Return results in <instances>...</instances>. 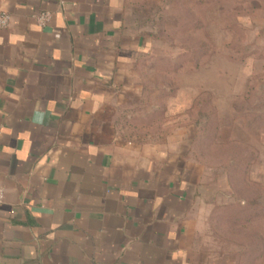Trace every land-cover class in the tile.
I'll return each instance as SVG.
<instances>
[{"label": "crops", "instance_id": "0c3cea01", "mask_svg": "<svg viewBox=\"0 0 264 264\" xmlns=\"http://www.w3.org/2000/svg\"><path fill=\"white\" fill-rule=\"evenodd\" d=\"M2 11L0 264H217L218 190L176 139L127 127L153 42L127 0H0Z\"/></svg>", "mask_w": 264, "mask_h": 264}, {"label": "rangeland", "instance_id": "374dc122", "mask_svg": "<svg viewBox=\"0 0 264 264\" xmlns=\"http://www.w3.org/2000/svg\"><path fill=\"white\" fill-rule=\"evenodd\" d=\"M127 3L153 40L128 129L164 147L176 139L199 183L218 190L207 237L217 264H264V0Z\"/></svg>", "mask_w": 264, "mask_h": 264}, {"label": "built area", "instance_id": "2783aa9c", "mask_svg": "<svg viewBox=\"0 0 264 264\" xmlns=\"http://www.w3.org/2000/svg\"><path fill=\"white\" fill-rule=\"evenodd\" d=\"M52 19V13L50 11H43L36 16L37 23L44 27L49 24ZM11 15L6 12H0V29L7 28L10 25ZM4 201V189L0 186V204Z\"/></svg>", "mask_w": 264, "mask_h": 264}, {"label": "trees", "instance_id": "16d2710c", "mask_svg": "<svg viewBox=\"0 0 264 264\" xmlns=\"http://www.w3.org/2000/svg\"><path fill=\"white\" fill-rule=\"evenodd\" d=\"M150 36H151V34H150Z\"/></svg>", "mask_w": 264, "mask_h": 264}]
</instances>
